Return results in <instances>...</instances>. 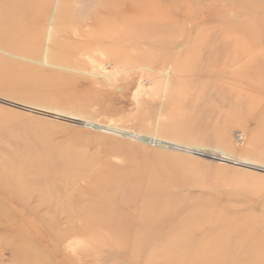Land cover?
Segmentation results:
<instances>
[{"label":"rangeland","instance_id":"obj_1","mask_svg":"<svg viewBox=\"0 0 264 264\" xmlns=\"http://www.w3.org/2000/svg\"><path fill=\"white\" fill-rule=\"evenodd\" d=\"M1 11L36 19L4 35L40 34L0 37V264H179L185 245L208 247L182 245L163 222L148 228L153 243L100 241L96 224L118 227L140 209L127 206V189L149 187L148 203L223 212L243 231L264 224V78L237 77L246 63L264 73V0H7ZM207 51L215 81L193 75ZM215 150L236 162L214 160ZM18 164L30 170L19 189L5 179ZM69 175L72 189L59 193ZM169 211L157 218L170 220ZM240 254L220 259L238 264Z\"/></svg>","mask_w":264,"mask_h":264},{"label":"bare ground","instance_id":"obj_2","mask_svg":"<svg viewBox=\"0 0 264 264\" xmlns=\"http://www.w3.org/2000/svg\"><path fill=\"white\" fill-rule=\"evenodd\" d=\"M6 2H7V0H0V17L2 15L1 6L6 4ZM34 20H36V19H1L0 18V37L7 38L9 41H13V39H18L19 37L21 38V40L23 39V41L28 39V38L37 39V37H39L40 30L38 32L28 33V35H25L23 37L20 36V35L17 36V37H14V36L10 37L8 34L4 35L8 31L11 32L15 26H18V27H16L17 28L16 32L17 33L18 32L21 33V27L19 26V24L21 22H23V21H25L27 23H31ZM43 26H45V25H43ZM44 44H45V41H44ZM52 46H54L53 45V41L51 43V47ZM204 46H205V49H206V45H204ZM189 51H191V50H189ZM246 52H248V51L246 50ZM243 53H245V52L243 51ZM51 54H52L53 58L55 59V52H54V50L52 48H51ZM214 55L215 54H210V52L207 51L205 53V56H203L198 62H196V64H195L196 65V70H195L193 75L196 76L198 79H201L203 77H207V79L214 80V81H215V79L221 78L220 73L217 74V73H214V71H213V73H211V70H210L212 68V64L209 61L212 60V57H214ZM215 57H216V55H215ZM243 67H244V70H242L240 75L237 76V77H240L238 79H243V80L247 79V78L257 79L258 77H261V75L263 76L262 78H264V73L263 74L261 73L262 72V71H260L261 69L254 71V68H252L250 65L247 66V63L244 64ZM183 70H184V68H183ZM184 71H186V70H184ZM184 71H182V72H184ZM191 76H192V74H191ZM223 97H225V95L222 96V98ZM6 102L8 103V106H9L10 103H12V104L14 103V102H11V101H8V100H6ZM17 105H19V103ZM20 106H21V104H20ZM202 106H203V104H202ZM202 106H201V108H202ZM194 110H196V109H194ZM261 110L264 111L263 108H261ZM25 111L34 112L36 114L40 112L43 115H46V116L51 115L52 116V113L50 111L34 108L32 106H29V108H27V110H24V112ZM209 115H208V117H209ZM196 116H199V115H196ZM180 117H182V116H180ZM191 118L189 119L190 121H191ZM206 119H204L205 122H206ZM176 121H178V120H176ZM184 121H185V119H184ZM202 123L204 125V122H202ZM197 124L199 125V123H196V125ZM184 125H187V124H184ZM212 125H213V122H212ZM212 125L210 123V126H212ZM10 126H12V124ZM201 126L199 125L198 128H200ZM206 126H204V128L203 127H201V128L206 129L205 128ZM194 128H195V124H194L193 130L191 129L193 132L195 130ZM198 128L196 126V129H198ZM183 129H185V128H183ZM183 129H181V130H183ZM170 130H171V128H170ZM170 130H168V131H170ZM207 130L208 129H206V131ZM168 131L166 130V132H168ZM195 131L197 132V131H200V130H195ZM184 132L187 133L186 130H184ZM196 132H194V134ZM202 132H200V133H202ZM204 132L202 133V135L206 134ZM164 133H165V131H164ZM211 133H213V132H211ZM170 134H171L170 132H169V134L167 133V135H170ZM190 134H192V133H190ZM202 135H200V136L198 135V136L201 137ZM203 136L201 137V139L199 138V140H202V141H200V142H199V140L197 141V146L199 144H202L203 141H205L204 140L205 138ZM173 137H175V136H173ZM190 137H191V135H190ZM193 137H192V139L194 140L196 136L194 135ZM202 138H204V139H202ZM179 139H182V138H179ZM196 139H198V138H196ZM196 139H195V144H196ZM207 139H209V138L207 137ZM213 140L215 141L214 138H213ZM214 141L209 142V145H210V143H213ZM198 142H199V144H198ZM203 143H206V145H207V142H203ZM169 144H165L166 147L169 146L171 148H175L177 150L184 151V149L179 147V146L175 147V146L169 145ZM188 144L189 143H187V145ZM192 144L195 145L194 141H193ZM213 145H215V144H213ZM190 150H192V149H190ZM207 150H209V149L207 148ZM217 150H215V151L218 152V153H221L220 151H217ZM223 154H225V153H221L220 157L216 156V158L214 160L224 161V162L231 163V164L233 162H236L235 160H232L231 158H228V157H226ZM42 161L44 163H49L48 159H44L43 158ZM18 166L19 167H16L13 170L9 169L8 173L5 172V173H7L5 175L6 176L5 179H7L8 184L9 185L11 184V187L12 186L17 187V189H19V187H21V185L23 184V181H26L28 179L27 176H28V172L30 171L29 169H27L28 167H25V165L20 166L18 164ZM42 173L45 174V171H43V169L41 170V174ZM69 173H71V171ZM8 174H9V176H8ZM44 174L40 175L41 176L40 179L42 181L43 180L45 181V178H46V177H44V176H46ZM69 176L71 178L69 177L70 179L69 178L66 179V181H69V182L66 183V186L64 184V187L62 188L64 190V192H61V190L58 189V190H60L59 193L65 194L66 191L72 189L71 179L73 181H75L76 180V176L75 175H69ZM30 180H34V178H32ZM146 181H148V180H146ZM45 183L47 185V180L45 181ZM59 183H62V182L60 181ZM59 183L58 182L55 183L57 188L59 187V185H58ZM51 184H53V181H51ZM110 187L111 186H109V185L107 186L106 184H101L100 185L101 189H108ZM124 188L125 187H123V186H121L119 184V185H117L115 187V191L119 192L120 190H123ZM148 188L149 187H144V188H141V189L139 188L136 191H135V188H134V190L127 189L130 192V199L127 202V206L134 207L137 203L141 202L140 203L141 204L140 209H138L136 211L134 210V212L132 214L131 213L124 214L122 216L123 220L121 222V225H119L118 227L110 228L107 225L108 224V219L103 221V222H101L100 224H96V225H99V229H97L98 232L96 231L95 234L96 233L98 234L97 237H99L98 239L100 241L104 242L111 235L112 236L113 235L114 236L117 235L119 238H121L123 240H132L133 242H136V243L138 242V244H140L141 242H143V243L144 242L153 243V242H156L157 239H155L152 236H148V228L159 227V225H161V222H163V225H161V226H163L164 228H170L171 231L173 229V230L179 232L178 238L181 240L182 245H185L187 241H188V243L192 242L194 245L207 242V246L208 247H204V249H200L199 251H195L193 249L192 250H189V249L186 250V248H188V245H185L186 248L183 251H184V254L186 255V257L180 259V261L177 259L178 260L177 262H179V264H222V262H223L222 260L226 259L230 255L240 254L241 249L242 248H246V247L249 248V250L241 253L239 255L240 257L238 258V260L235 263H238V264H253L252 261L255 260V264H264V224L260 225V224H257V223H251L252 226H255V229L252 228V229H246L245 231H243L245 226H242V225H240V226L235 225L234 226L232 224L234 221H230L229 222V219H227V216L226 217L222 216L223 212H221V213L219 212L222 215L217 214L216 212L212 213V214L210 212H207V211L206 212H203V211L201 212V211L196 210V208L194 206L186 205V204L178 202V201H171V200H169L167 198L158 199L155 203H148V202H145V197H144V194L149 191ZM38 190L40 191V189H38ZM44 190H45V188H44ZM205 190H206V188H205ZM137 191H140V193L136 194ZM23 192L25 194V193H27V190L24 188ZM57 193H56L57 203H54V206L59 208L58 199H60V194H57ZM80 196H82V193H80ZM28 197L29 196H26L25 198L27 199ZM68 200H70V198H68L66 202H68ZM229 208H230V206H229ZM169 210H171V212ZM165 211H169L168 213H169L170 220L166 219V221H160L159 218H157V217H159V215H161L163 213H166ZM75 212H78V211H75ZM241 216H242V214H241ZM82 219H83V217H82ZM239 219H237V220H239ZM70 220H72L71 217H70ZM184 222L187 223L186 226L183 225ZM130 223L136 225V228H135L134 231H132L133 233H131V234L129 233L128 234L125 229L127 227L126 225H128ZM88 224L89 225L90 224L93 225L94 223L93 222L90 223V222L86 221L84 226H88ZM70 230H74V229H70ZM82 231L85 234L86 231H88V229L83 227ZM207 232H210V234H207ZM231 241L233 242L232 244H230ZM254 245L258 248L256 251H252L250 249V247H253ZM112 247L114 249L115 248L116 249H120L119 247L123 248V246H121L117 242H116V245H114ZM19 250H21V249L19 248ZM22 250H24V249H22ZM206 252H209V256L211 255L210 259H208V260L206 258H204V255H205ZM115 256L117 258L119 257V255H117L116 253H115ZM23 262L28 263V264L32 263V262H29V260H27V259L23 260L21 262V264H23ZM32 264H40V263H32Z\"/></svg>","mask_w":264,"mask_h":264},{"label":"water","instance_id":"obj_3","mask_svg":"<svg viewBox=\"0 0 264 264\" xmlns=\"http://www.w3.org/2000/svg\"><path fill=\"white\" fill-rule=\"evenodd\" d=\"M32 113H34V112H32ZM43 115V114H42ZM49 116H51V115H49ZM70 122V121H69ZM71 123H75V122H71ZM75 124H78V123H75ZM78 125H81V126H84V125H82V124H78ZM86 127H88V126H86ZM102 131H107V130H102Z\"/></svg>","mask_w":264,"mask_h":264}]
</instances>
